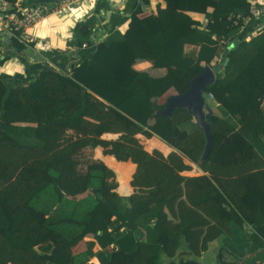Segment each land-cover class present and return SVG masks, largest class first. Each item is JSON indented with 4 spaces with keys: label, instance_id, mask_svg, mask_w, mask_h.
I'll use <instances>...</instances> for the list:
<instances>
[{
    "label": "trees",
    "instance_id": "1",
    "mask_svg": "<svg viewBox=\"0 0 264 264\" xmlns=\"http://www.w3.org/2000/svg\"><path fill=\"white\" fill-rule=\"evenodd\" d=\"M164 1L146 15L137 5L123 32H108L70 69L26 59L33 79L0 73V264H160L162 255L168 264H202L201 252L215 239L224 253L215 264H264V29L245 40L257 26L244 21L248 0ZM95 23L94 15L78 22L71 46L93 45ZM228 41V60L204 89L217 112L207 118L211 147L201 159L205 137L192 115L183 107L158 114L164 103L157 98L170 88L183 93ZM184 44L198 49L185 53ZM9 46L33 45L12 35ZM137 60L165 72L137 70ZM139 134L175 138L233 204L208 175H180L190 166L176 152L146 151ZM86 146L135 164L131 194L116 191L113 170L80 156ZM88 233L94 240L72 254ZM183 243L187 253L178 254Z\"/></svg>",
    "mask_w": 264,
    "mask_h": 264
},
{
    "label": "crops",
    "instance_id": "2",
    "mask_svg": "<svg viewBox=\"0 0 264 264\" xmlns=\"http://www.w3.org/2000/svg\"><path fill=\"white\" fill-rule=\"evenodd\" d=\"M88 2L89 1L86 0L80 8L72 13H66L60 16L50 14L32 25L29 29V32L41 39H44L45 43L43 45L39 44L26 47L25 51L15 50L9 46V39L11 37L10 34L8 35V33L4 31V39L0 40V58L7 57V59L4 60V62L0 65V73H6L9 75L14 73H25L26 79H33L35 77V73L32 72V70H26L25 68L26 59L31 62L46 61L57 69H70L71 65L73 67L78 65L83 60H88L90 54L95 50L96 43L99 42L100 38L106 36L108 32L117 30L123 32L127 28V23L132 11L137 5H140L138 0H116L115 4L110 3L109 0H94L92 3L90 1L89 4ZM156 4H159L161 7H165L166 2L164 0H148V3L144 2V6H141L143 11L142 15H146L153 11ZM88 7L91 9L89 10ZM87 9L89 11L85 14V10ZM210 10L211 8H208V11ZM109 11L110 14L107 16L106 13ZM89 15H94L96 18V23L94 26L95 28L91 38L93 37L97 42H95L93 45L86 44L85 46H81L75 51L71 50V47H73L71 45L74 44L72 43V40L75 39L73 36L75 25L78 22L86 20ZM189 15L202 24L207 22L206 17L202 13L189 12ZM251 32L249 33L251 34ZM197 49L198 47L192 44H184L183 47L185 53L194 54ZM52 53H56V55ZM48 54L52 55L49 56ZM215 60H217V57H215L213 61ZM213 61L210 63L211 65L214 63ZM52 63H54L55 66ZM215 63L217 62L215 61ZM133 67L137 70H144L152 76H161L165 72L164 68H153L151 63L146 60H137ZM174 93H176V91L173 88H170L164 95L157 98V101L159 103H164L166 97ZM210 104L211 107L213 104V113H216L217 103L212 100V103ZM116 137L117 134L113 133H104L102 135V138L105 139H115ZM145 139L148 140V149H145L143 146L146 151L151 152L153 149H157L164 156H167L170 152H176L181 156L184 163L190 166L188 170L179 172L180 175L185 177H196L204 174L208 175L213 184L221 189L225 193L227 200L233 204L232 198L226 193L224 187L219 183L218 179L215 176L202 171L198 166L199 161L191 157L190 150L188 148L184 146H178L175 138L169 137L164 140L153 135L152 137ZM80 156L85 158V161L89 160L90 162H100L113 170L115 174V180L118 183L116 191L119 194L129 195L133 192V188L130 185V180L132 174L135 172L136 166L130 160L118 161L112 155L103 154L101 147L90 146L82 148L80 151ZM242 182L246 188L254 190V187L247 179H243ZM88 192H92V190L88 189L84 194H87ZM182 199H184V197ZM193 218H200V216L195 215ZM172 219L173 221H176L174 218ZM51 235L54 236L52 233ZM93 240L94 235L92 233L86 234L83 239L71 247L72 254L84 252L87 249V242ZM164 242L165 236H162L161 243ZM220 242V239L211 241L208 248L201 252L199 258L201 259L204 258V256H208L205 258V260L207 259L209 264H215L221 254H224L222 247H220ZM94 249H97L96 245ZM181 252L187 253L184 243L178 250V254ZM167 259L169 260V258ZM90 263L99 264L96 258H92Z\"/></svg>",
    "mask_w": 264,
    "mask_h": 264
},
{
    "label": "built area",
    "instance_id": "3",
    "mask_svg": "<svg viewBox=\"0 0 264 264\" xmlns=\"http://www.w3.org/2000/svg\"><path fill=\"white\" fill-rule=\"evenodd\" d=\"M86 0H53L48 6L41 4L35 5H22L19 0L11 5L10 2L0 0V31H5L10 36L14 35L19 41H24L28 44L39 45L44 44L45 40L41 39L29 32V29L38 20L47 17L50 14L64 15L66 13H72L80 8ZM94 2V0H88ZM250 3V14L244 19L248 25H257L252 29L251 34L245 36V40H249L254 36L257 31L264 29V2L263 0H248ZM88 2V4H89ZM110 3L115 4L116 0H109ZM89 10L91 9L88 7ZM88 9L85 10V14L88 13ZM235 23V21H234ZM94 40V38L92 37ZM97 42L94 40V43ZM86 44L83 43L82 46ZM71 50H77V47H71ZM221 54L219 55V57ZM217 57V60L219 59ZM206 98L210 101L213 100L211 93H207ZM208 101V100H207Z\"/></svg>",
    "mask_w": 264,
    "mask_h": 264
},
{
    "label": "water",
    "instance_id": "4",
    "mask_svg": "<svg viewBox=\"0 0 264 264\" xmlns=\"http://www.w3.org/2000/svg\"><path fill=\"white\" fill-rule=\"evenodd\" d=\"M138 2L140 6H144V1L138 0ZM109 14L110 11L106 13L107 16ZM4 34L5 33L3 31H0V40L4 39ZM100 40H102V38H100L99 41ZM231 45L232 42L228 41L217 63L206 65L201 72L197 73L190 79L189 85L183 93H174L168 95L164 101V108L156 111L158 114L171 116L172 110L174 108L183 107L188 113L192 115L196 126L203 132L205 137L204 150L201 159L207 156L210 151L211 132L207 118L213 114V109L210 106V103L207 101L204 89L207 85L212 84L217 79L216 74L222 70V67L228 60L225 55ZM56 71L60 72L58 69H56ZM70 74L71 72H69V75ZM262 106H264V97L262 100Z\"/></svg>",
    "mask_w": 264,
    "mask_h": 264
},
{
    "label": "rangeland",
    "instance_id": "5",
    "mask_svg": "<svg viewBox=\"0 0 264 264\" xmlns=\"http://www.w3.org/2000/svg\"><path fill=\"white\" fill-rule=\"evenodd\" d=\"M215 61L217 62L218 60H215ZM215 61H213L214 62L213 64H215ZM209 65H211V64H209ZM207 100H208L209 103H212V101H210L209 99H207ZM212 107H213V104H212ZM138 139L141 142L142 146H144L145 149H148V140H146L145 137H143L140 134L138 135ZM207 257L208 256H204V258H201V259L199 258V260L201 261L202 264H209L207 262V259L205 260V258H207ZM174 260L176 261L177 260V257H175ZM168 263H169V260L167 258H165V256H161V258H160V264H168Z\"/></svg>",
    "mask_w": 264,
    "mask_h": 264
}]
</instances>
